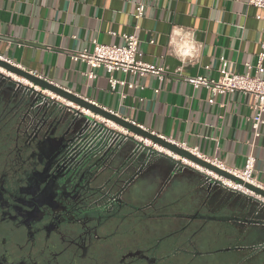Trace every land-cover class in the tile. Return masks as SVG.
<instances>
[{
	"label": "crops",
	"instance_id": "0c3cea01",
	"mask_svg": "<svg viewBox=\"0 0 264 264\" xmlns=\"http://www.w3.org/2000/svg\"><path fill=\"white\" fill-rule=\"evenodd\" d=\"M139 4L144 11L136 21L133 14ZM137 23L138 50L146 63L163 68L162 81L152 75L140 79L115 73V78L133 88L127 91L117 86L112 91L103 70L92 71L96 78L88 80L83 73L90 69L71 61V54L90 51L94 39L122 45V35L130 34ZM262 42L264 10L250 7L246 0H0L1 58L229 169L241 170L245 157L252 153L253 178L264 188V124L254 139L251 98L240 93L213 98L207 89H193L183 81L187 77L216 80L221 69L242 76L250 72L246 64L256 65ZM133 149L134 144H124L108 165L109 169L123 168L128 180L142 162L139 157L127 159ZM172 170L173 164L153 158L131 183L129 198L139 197L146 204L158 193L162 197L168 182L170 186L176 182L181 191L160 200L171 201L172 229L177 222L185 224L192 214L172 207L189 201L203 202L207 217L234 220L230 226L221 223L224 228H217L215 237L210 234L219 224L210 222L205 233L210 239L191 247L189 258L181 264L230 248L243 251L245 257L252 255L245 261L241 257L240 264H253L254 257L264 254V249L254 252L264 243V226L260 225L264 208L229 190L207 186L200 174L191 171L174 173L164 186ZM145 196L149 199L144 201ZM220 239L232 245L226 242L218 248ZM180 252L173 251L174 264H180Z\"/></svg>",
	"mask_w": 264,
	"mask_h": 264
},
{
	"label": "flooded vegetation",
	"instance_id": "af4514ba",
	"mask_svg": "<svg viewBox=\"0 0 264 264\" xmlns=\"http://www.w3.org/2000/svg\"><path fill=\"white\" fill-rule=\"evenodd\" d=\"M29 95L0 79V264H174V250L189 258L206 243L210 222L234 223L201 202L172 229L171 201L130 199L123 168L65 165L69 116L48 107L29 127Z\"/></svg>",
	"mask_w": 264,
	"mask_h": 264
},
{
	"label": "built area",
	"instance_id": "2783aa9c",
	"mask_svg": "<svg viewBox=\"0 0 264 264\" xmlns=\"http://www.w3.org/2000/svg\"><path fill=\"white\" fill-rule=\"evenodd\" d=\"M246 2L250 7L264 10V0H246ZM143 11L144 7L142 4L136 6L135 12L133 14V17L136 21L142 18ZM139 29L140 26L137 23L133 27V30L132 32H130V34L122 35L124 40L122 45L101 44L97 41V39H94L93 41H91L92 48L90 51H88L87 49H82L81 51H78L75 54H71V61L75 64H85L90 69V71L83 73V76L88 80H94L96 78V74H93L92 71H95L97 69L103 70V72L108 75L107 83L110 90L112 91L117 86L126 87L127 91H131L133 88V84H127L125 80L115 78V73H120L124 76H134L140 79H144L152 75L157 77L159 81H162L164 74L163 68L146 63L143 60V55L138 50L139 39L135 35V32ZM0 59L2 58L0 57ZM263 61L264 42L260 44V53L257 56L256 65H245L246 69L250 72L253 69L255 70L253 75L248 72L240 76L234 73H229L224 69H221V76L216 80L208 77H187L186 79H183V81L185 83L191 84L193 89H207L208 91H210L213 98L216 96L224 95L225 93H240L242 95L250 97L251 103L249 107L254 113L252 124L255 128L254 139H256L259 137V128L264 124V67L262 66ZM17 68L19 67L17 66ZM205 69H207V67H205ZM154 91L155 93L159 92L158 90ZM41 94H43L44 96H48L49 99L47 100L43 98L34 106L32 110L37 112V115L35 117H33V115H30L29 120L27 122L28 126L30 127L31 124H35V122L37 124H40V122H42L41 118L44 114L45 108L53 107L55 108V112H57L56 117L59 118L62 116V114H67L70 119L69 129L71 130V137L67 144V152L65 155L66 161L64 162V164L70 166L74 170H79V168H84L87 166L95 167V165L97 164L101 165L102 163H104L111 152V142L106 141V130L113 128L108 125V122L105 121L103 118H100L97 115L95 116L89 111L87 112L84 109L80 108L75 109L79 111V114H75L73 111H71V107L67 106L65 103L54 99L52 96L46 94L44 91H41ZM93 105L95 106L96 103H93ZM108 112L112 115L118 116L115 112ZM138 127L142 128L140 126ZM177 146L182 149H186L183 146ZM186 150L197 156L199 159L212 163L215 167L225 172L227 171L242 182L240 184L232 181V183L234 184V188H231L228 186H224L221 181H219L221 182V185L214 183L212 184L209 181H205V184L207 186L221 187L233 193L239 192L242 194V197L250 195H247L246 193L244 194L243 192L239 191L240 188L246 189L249 193L255 194V196L257 195L253 191L244 187L245 184H249L253 187L264 190V188L260 184H258L257 181H255L253 178L255 162L252 153H249L245 157V163L243 168L241 170H235L225 167L223 163L216 159L207 160L203 158V156H200L196 151L190 149ZM235 187L238 190H236ZM257 200L261 201L260 199ZM261 202L264 203L263 201Z\"/></svg>",
	"mask_w": 264,
	"mask_h": 264
},
{
	"label": "water",
	"instance_id": "95a60500",
	"mask_svg": "<svg viewBox=\"0 0 264 264\" xmlns=\"http://www.w3.org/2000/svg\"><path fill=\"white\" fill-rule=\"evenodd\" d=\"M0 68L5 69L7 72L13 74L14 76H17L19 78H23L27 80L31 85H25L23 83L16 82V80H13L12 78L8 76H4L3 74H0V79H4L9 82V84L14 85L16 92H22L23 96L29 95V98H31V110L30 112H33L34 106L40 102L41 99H49L48 96H44L41 94V91H48L50 93H53L57 97L71 102L73 105L76 106V108L84 109L85 111H89L93 115H97L100 118H103L107 122H111L114 125L113 129H108L107 131V137L106 141L111 142L110 143V149L111 152L109 156L106 158L105 162L110 163L116 153L122 148V146L126 143L134 144L135 149H133V152L130 153V157L127 159L130 160L131 158H141V166L138 168V170L134 173V175L126 181L125 186L130 185L134 181V179L139 176L147 164L152 161L153 158H162L166 161H168L170 164H173V170L171 171L170 176H168L167 180L164 182V186L167 184V181L171 178V176L178 172V171H191L194 173L200 174L205 181H209L210 183L221 185V182H219L216 179H213L209 176H206L199 171H197L193 166L187 165L182 162V159L186 161H190L206 170H210L217 174L219 177H222L224 179H229L231 181L242 183L237 178H235L233 175L228 173L227 171H223L217 167H215L212 163L206 162L205 160L199 159L197 156L192 154L191 152L187 151L186 149H182L179 146L175 145L173 142H169L160 136H157L153 134L152 132H148L145 129L139 128L136 125H132L131 122L116 116L110 114L108 111L104 110L102 107L98 105H93L92 102L87 101L86 99L75 95L73 93L68 92L67 90L56 86L52 84L51 82L41 78L40 76H36L28 71H25L24 69L17 68L16 65L8 62L6 59L2 58L0 59ZM38 89V91L36 90ZM71 111H73L75 114H79V111L75 110L71 107ZM34 113V112H33ZM63 115V114H62ZM36 116V115H35ZM46 112H44L41 121H46ZM146 142L149 143V145L146 144ZM157 147L162 148L163 150L170 153L166 154L162 150H159ZM173 154V155H171ZM174 156L179 157L180 159H176ZM244 187L247 189L253 191L256 193L260 198L264 199V190L253 187L249 184H245ZM159 194V193H158ZM237 195L242 196L241 193L237 192L235 193ZM253 200L255 203H257L260 207L264 208V203L261 201L254 199L250 196H245V198ZM260 225L264 226V222H262ZM264 249V243L261 245H258L254 248V252H259ZM253 254V253H252ZM252 256L251 254L245 257L242 261H245L248 257Z\"/></svg>",
	"mask_w": 264,
	"mask_h": 264
},
{
	"label": "rangeland",
	"instance_id": "374dc122",
	"mask_svg": "<svg viewBox=\"0 0 264 264\" xmlns=\"http://www.w3.org/2000/svg\"><path fill=\"white\" fill-rule=\"evenodd\" d=\"M61 130H62V128H61ZM201 178H202V176H200V179ZM138 183H140V180L138 181ZM177 184L178 183L173 182L170 186V183L168 182V185H166L162 191L163 194L161 195L162 197H160V199H162L164 195H165V197H172V196H174L175 193L180 192L181 189L179 188V186ZM148 195H150V194L148 193ZM148 197L149 196H147L144 199H147ZM189 202L188 203L184 202L185 204L181 203L180 205L176 204L172 208H175L176 210H179L181 208L180 210L190 211L194 207L195 202H190V203ZM172 210H174V209H171V211ZM181 226H183V223H181V222L176 223V228H179ZM214 227L218 228L219 231H221V229L224 228V225H221V223H220L218 226H214ZM228 228H229V226L228 227L226 226L225 230H227ZM210 237H212L211 234H210ZM203 238L206 240L210 239L205 234L203 235ZM226 242H227V244L232 245V241L231 242L226 241ZM226 242H223V240L220 239L218 248H219V246L221 247L222 245H224ZM215 245L216 244H214L213 246H215ZM231 247H233V246H231ZM227 250L228 251H224V252L222 251L220 253L212 254V255H210V257H208L206 259H196L192 262V264H226L228 262H229V264H232L230 262H232L233 260H238V262L236 264H240V262H241L240 258L241 257H243V259L245 258V256H243V251H241V250H236L235 248H230ZM186 258H187V256L182 255V257L179 259L180 264L183 263V261H186L187 260ZM263 262H264V254H262V253L256 257H254V259H253V264L254 263L263 264Z\"/></svg>",
	"mask_w": 264,
	"mask_h": 264
},
{
	"label": "bare ground",
	"instance_id": "6f19581e",
	"mask_svg": "<svg viewBox=\"0 0 264 264\" xmlns=\"http://www.w3.org/2000/svg\"><path fill=\"white\" fill-rule=\"evenodd\" d=\"M0 74H1V75L3 74L4 76H8V77H10V78H12L13 80H16V82L23 83V84L28 85V86L31 85L27 80H25V79H23V78H19V77H17V76H14L13 74L7 72V71H6L5 69H3V68H0ZM36 90H38V89L36 88ZM44 92H45L46 94H48L49 96H52L54 99L59 100V101L65 103L67 106L72 107V108H74V109H77L76 106L73 105L71 102H68V101L62 99V98H60L59 96L57 97L56 95H54L53 93H50V92H48V91H44ZM87 112H88V111H87ZM108 125H110V127L114 128V125H113L111 122H108ZM146 144L149 145L148 142H146ZM157 148H158L159 150H162L164 153L170 155L169 152L163 150L162 148H160V147H157ZM171 155H173V154H171ZM174 157H175L176 159H180V158L177 157V156H174ZM182 162L185 163V164H187V165L193 166L197 171H199L200 173H202V174H204V175H206V176H209V177H211V178H213V179H216V180H218V181H221V182L223 183L224 186H226V187L228 186V187L234 188V184H233L232 181H230L229 179H224V178H222V177H219V176H218L217 174H215L214 172H212V171H210V170H206V169H204V168H202V167H200V166H198V165H196V164H194V163H192V162H190V161H186V160L182 159ZM235 189L238 190L236 187H235ZM239 191L243 192L244 194L246 193L247 195H250V196H252V197H254V198H256V199H260L261 201L264 202V200H262L261 198H259V196H257V195L255 196V194H251V193H249V192H248L246 189H244V188H240Z\"/></svg>",
	"mask_w": 264,
	"mask_h": 264
}]
</instances>
